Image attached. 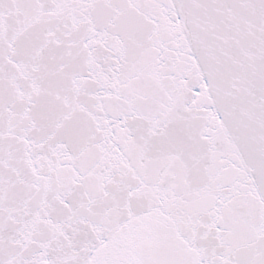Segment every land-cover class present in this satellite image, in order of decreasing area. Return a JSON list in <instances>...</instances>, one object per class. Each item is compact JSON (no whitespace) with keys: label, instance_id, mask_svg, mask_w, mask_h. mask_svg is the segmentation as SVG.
<instances>
[{"label":"snow or ice","instance_id":"1","mask_svg":"<svg viewBox=\"0 0 264 264\" xmlns=\"http://www.w3.org/2000/svg\"><path fill=\"white\" fill-rule=\"evenodd\" d=\"M0 264H264V0H0Z\"/></svg>","mask_w":264,"mask_h":264}]
</instances>
